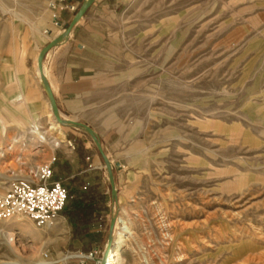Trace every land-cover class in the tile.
I'll use <instances>...</instances> for the list:
<instances>
[{
	"label": "rangeland",
	"instance_id": "1",
	"mask_svg": "<svg viewBox=\"0 0 264 264\" xmlns=\"http://www.w3.org/2000/svg\"><path fill=\"white\" fill-rule=\"evenodd\" d=\"M81 2L0 0V193L53 160L68 193L93 187L104 197L101 232L80 240L63 219L52 229L0 221V264H100L119 231L112 218L131 231L121 264H143L148 245V264H264V0H119L87 14L106 21L110 37L96 44L110 74L90 105L103 104L121 136L120 170L105 155L114 197L91 135L47 129L50 102L35 71ZM53 49L42 62L49 83Z\"/></svg>",
	"mask_w": 264,
	"mask_h": 264
},
{
	"label": "crops",
	"instance_id": "2",
	"mask_svg": "<svg viewBox=\"0 0 264 264\" xmlns=\"http://www.w3.org/2000/svg\"><path fill=\"white\" fill-rule=\"evenodd\" d=\"M84 1L85 0H82L81 5ZM118 1L119 0H94L84 16L72 28L68 37L53 49L57 64L55 69H53L52 81L50 83L48 79L46 81L49 84L54 100H56L59 112L67 117L76 118L75 122L90 128L96 135L104 155H106L110 161L115 160L113 165L117 170H120V166L123 165L118 161L120 158L117 159L115 157L117 151L116 145L121 137L120 133L116 131L115 128L110 127L111 118L109 114L106 115L101 110L104 107L103 104L96 105V107L93 106V111L90 105L92 96L102 90L100 85H98V81L108 77L110 74V58L104 55L105 53L98 50L96 44H102L103 41L108 40L110 37L104 30L106 21L94 17L87 18L89 12L96 11L95 14H97L100 10L112 9ZM70 10H73V7H71ZM21 102V95L19 94L15 97L14 103L19 104ZM25 107L31 108L35 107V105L30 103L25 105ZM49 111L47 118H52L50 104ZM63 120L74 122L70 119ZM84 145L86 150L89 149V145L86 146V143H84ZM84 154L79 156L77 153L78 162L87 161L89 159V156H84ZM110 161L108 162L109 165L112 162ZM112 167L111 170H113ZM88 170L89 169L85 168L81 173H85V171L87 172ZM54 180H56L55 177ZM61 219L65 220V218L60 215L55 226L57 224H62L60 222ZM97 220L98 219L90 226L89 235L92 233L99 234V232H101V227ZM121 253L119 256L120 263Z\"/></svg>",
	"mask_w": 264,
	"mask_h": 264
},
{
	"label": "built area",
	"instance_id": "3",
	"mask_svg": "<svg viewBox=\"0 0 264 264\" xmlns=\"http://www.w3.org/2000/svg\"><path fill=\"white\" fill-rule=\"evenodd\" d=\"M52 19L55 26L60 28L59 19L56 16ZM51 162L37 168L28 177L10 183L5 192L0 193V221L21 216L37 228H46L59 219L69 197L63 184L54 180ZM115 224L121 229L120 219ZM150 248L148 245L140 249L145 260L143 264H148ZM46 257L44 254V258Z\"/></svg>",
	"mask_w": 264,
	"mask_h": 264
},
{
	"label": "trees",
	"instance_id": "4",
	"mask_svg": "<svg viewBox=\"0 0 264 264\" xmlns=\"http://www.w3.org/2000/svg\"><path fill=\"white\" fill-rule=\"evenodd\" d=\"M68 197L67 204L60 215L71 226L73 238L83 240L88 236L94 221L106 212L104 197L93 187L86 188L85 192H69Z\"/></svg>",
	"mask_w": 264,
	"mask_h": 264
},
{
	"label": "bare ground",
	"instance_id": "5",
	"mask_svg": "<svg viewBox=\"0 0 264 264\" xmlns=\"http://www.w3.org/2000/svg\"><path fill=\"white\" fill-rule=\"evenodd\" d=\"M39 53H38V55H39ZM37 58H38V56L36 57V67L37 68H35V71L37 73L38 82L40 83V85L43 88L46 85L49 87V84L46 81L47 80L46 70L43 67V63L41 65V68L38 67V65H37ZM50 110H51V114H52L53 117L50 118V120L48 121V123H47V129L50 130V131H56L58 134H60V131L57 129L58 126L60 127V124L56 120L55 116L52 113L51 105H50ZM58 117H59L62 125H64V126H70L71 125L72 121L62 120L60 118L59 114H58ZM3 131H5V122L0 117V132H3ZM25 131H26V133H28V135H31V136L35 137L39 142H43L44 141V138L41 136L40 128L38 126H36V125H29L27 128H25ZM53 144H54V142H53ZM56 146H57V144L55 143L54 144V147H56ZM105 166H106L105 167L106 170H109V168L111 167L109 165V163H106ZM161 219H162V217H161ZM56 221H54L52 224H50L46 228L47 229H52L55 226ZM120 222L122 224V227H121V229H119V231L117 233L116 241L114 242L113 247L106 248V251L103 252V258L101 259L100 264H121L120 261H119V256H120V253L122 252V250L124 248H126L127 242L130 240L129 237L131 235V231L129 230V228H128V226H127V224H126V222L124 220H120ZM167 227L168 226H166V225L164 226V228H167ZM163 231H164V229H163Z\"/></svg>",
	"mask_w": 264,
	"mask_h": 264
},
{
	"label": "water",
	"instance_id": "6",
	"mask_svg": "<svg viewBox=\"0 0 264 264\" xmlns=\"http://www.w3.org/2000/svg\"><path fill=\"white\" fill-rule=\"evenodd\" d=\"M93 2H94V0H85L82 3V5L79 7V9L76 11V13L74 14V16L71 19L72 21H70V23L66 26V28L62 32V34L59 35L57 38L53 39L49 44H47L45 47L42 48V50L39 53L38 58H37V65H38L39 68H41L43 59L46 56V54L48 53V51H50L51 49H53L56 46H58L66 37H68V35L71 32L72 28L84 16V14L87 12V10L90 8V6L93 4ZM43 89L45 90V92H46V94L48 96V100L50 102L53 115L55 116V118L59 122V124L62 125L61 121H60V119L58 117L59 113H58V108H57V105H56V100H54L52 92L50 91V88L46 85ZM71 125H73L75 127H78V128H82V129L86 130L91 135V138H92V140H93V142H94V144H95L100 156L104 159L105 164L108 163L109 161L105 157V155L103 153V150L101 148V145H100L96 135L92 132V130L90 128H88L87 126L82 125L80 123H77L75 121L72 122ZM111 167L109 168V170H107V173L109 175L110 182H111L110 183V187H111V190H112V196L114 197L113 194L115 193V190H114V182H113V176H112ZM114 223H115V219L112 218L111 219V227L114 225ZM116 238L117 237H115V239H113V237L111 236L109 238V240H108V244H107L106 248L113 247V244L116 241ZM106 248H105L104 252L106 251Z\"/></svg>",
	"mask_w": 264,
	"mask_h": 264
}]
</instances>
